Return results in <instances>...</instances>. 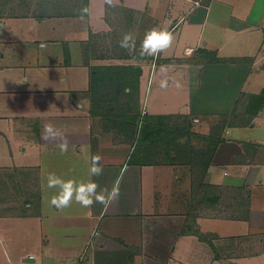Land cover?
I'll return each mask as SVG.
<instances>
[{"label":"crops","instance_id":"1","mask_svg":"<svg viewBox=\"0 0 264 264\" xmlns=\"http://www.w3.org/2000/svg\"><path fill=\"white\" fill-rule=\"evenodd\" d=\"M51 4L0 0V170L25 177L16 190L9 188L7 201L0 192V208L8 211L0 213V264L264 263V203L253 195L264 184V139L231 132L264 118L262 111L246 112L250 96L264 85L258 92L244 89L251 73L264 70V0H88L75 16ZM113 6L132 13L134 23L144 16L142 28L163 27L174 37L148 66L141 62L146 58L134 59L142 65L144 99L134 138L100 131L99 115L90 113L88 91L99 63L89 54L88 40L111 29ZM132 30L145 33L134 24ZM157 71L168 83L184 78L181 87L190 97L180 108L187 111H168L169 102L155 105L161 109L151 122L193 121V138L185 135L188 148H177L185 136L170 130L161 138L165 161L153 160L149 151L148 162H138V135L150 113L144 77L150 81ZM241 106L246 113L234 111ZM110 132L112 141L101 139ZM65 138L68 151L61 154ZM115 142L135 148L126 153ZM46 148H53L58 169L68 165L75 171L81 159L90 168L91 157L99 154L103 174L92 180L109 190L118 184L116 200L88 209L92 227L86 229L85 221L55 225L57 218L49 224L62 210L46 198ZM28 186L40 194L24 198L20 189ZM76 208L73 201L64 211L74 215ZM34 227L42 230L34 233ZM60 249L70 251L60 256L64 263L53 261Z\"/></svg>","mask_w":264,"mask_h":264},{"label":"rangeland","instance_id":"2","mask_svg":"<svg viewBox=\"0 0 264 264\" xmlns=\"http://www.w3.org/2000/svg\"><path fill=\"white\" fill-rule=\"evenodd\" d=\"M47 3L51 2L53 4H51L52 6L50 9L53 8V6H55V8H57L56 5H59L60 8H62L64 10V12L67 13H72L74 14V16L79 12L80 13V9L82 8V2L83 0H45ZM48 7V5H46ZM47 12V10H46ZM109 13L110 15H113L112 21H111V29L108 32L105 31H100L98 33H94L91 35L90 40H88L89 42V54L92 55V58H94L93 61L98 62L99 64H96V66L93 67H99V66H107V65H114L117 62L120 63H125V64H132L134 62V59L136 58V56H139V49H140V45L141 42L144 39V35L146 33L145 28H142V26H146L147 21H145V17H142V20L140 21V23L138 21H136V23H134L133 21V14L132 13H128L125 9H121L118 6H113L110 7L109 9ZM143 14V13H142ZM134 24V27L136 28H141L142 32H145L143 34H137V31H133L132 30V26ZM127 33H131L134 37V47H135V51H130L129 49H125V48H121L119 41H121V39L123 38V36ZM137 34V35H136ZM136 36H139L136 38ZM155 56H144V58H146L145 60H142L141 62H143L145 65H149L150 64V60L153 59ZM100 63H105V64H100ZM174 66V65H173ZM160 69H162L161 67H159ZM97 70H103L102 68H97ZM147 79V80H146ZM149 77L146 75L144 77V81H146L145 83V88H144V96H145V108L147 109V111H149L148 113L150 114H146V119L147 116L150 117L151 120L154 119L155 113L154 111L161 109L158 108L159 106L155 105H162L165 104L166 102H169V104H171L167 110H182V111H187V108L184 107L183 105V109L181 108L182 103L189 101V97H190V92L189 89L186 90V86H184L183 88L181 87L182 85L185 84V80L184 78L180 77L177 78L178 80H172L171 83H168V87L167 88H161L160 87V82L163 79L162 73H159L158 71L155 73L154 77L148 81ZM166 79V78H164ZM141 83V81H140ZM262 85H264V70L262 69H256L253 73H251V75H249V79L248 82L246 84V86L244 87V89L250 92H258ZM102 93V92H101ZM103 93H107V92H103ZM158 93V96H156ZM161 94V95H159ZM165 94V95H163ZM131 95V96H130ZM130 95H123V98L126 99V101H130L132 102V105L134 107H136L139 103V99H140V107L143 108L144 106V99L142 97V93L140 91H137L136 93L133 92ZM186 95V98H185ZM160 96L162 97V100L160 99ZM132 97V98H130ZM167 97V99H166ZM179 105V107H178ZM240 108V109H239ZM236 107V109L234 111H236V113H240L242 111L245 112V107L241 106V107ZM165 110V109H163ZM262 112H264V109L262 110ZM90 113L94 114V112L92 111V108H90ZM187 117V116H186ZM188 119V117H187ZM244 119V117H238V122L242 121ZM190 120V118H189ZM193 120V119H192ZM245 120V119H244ZM98 124H99V128L100 131L104 132L106 131V126H105V121L103 120L102 116H99L98 118ZM104 121V122H103ZM230 121V120H229ZM163 123V129L161 130V134L164 132V136L168 133V131H174L175 133H178V136H182V135H186L187 137H189L188 141H191L193 138V132L191 130L192 127V122L190 123H179V125L176 124H171L172 121L170 119H166V120H162L161 121ZM256 126H252V125H245L242 127H239V129L235 130V128L233 127L231 129V132L235 134V136H238L240 138H254V142H257L259 139H261L260 143L263 142L264 139V118L260 116L256 118ZM162 123L160 124V127L162 126ZM229 123V122H227ZM158 124V123H157ZM224 124V123H223ZM230 124H232L230 122ZM188 132V133H187ZM190 132V133H189ZM233 135V134H230ZM184 138L183 141H180V144L177 145V148H179V145H183L184 148H186L185 144L187 145L188 148V141L186 142V137ZM113 137V135H112ZM115 137V135H114ZM170 137V136H168ZM104 139L105 141H112L111 139V132L110 134H105L101 136V139ZM153 138V136H152ZM114 139V138H113ZM244 139V140H246ZM115 140V139H114ZM248 141V140H247ZM117 143V142H115ZM125 144H120L119 142L117 144H120V148L124 149L125 152L127 153L129 150H134V146L131 147V145L127 142H124ZM183 143V144H182ZM150 145V144H149ZM174 147H176V144L173 143ZM261 146H264L263 144H261ZM181 147V146H180ZM183 147H181V149H184ZM152 152H151V157L153 158V160H158L160 162H164L165 158H164V154H166V149L167 146L165 144V141L161 142L158 141L157 143H155L152 147ZM80 150V148H79ZM131 150V151H132ZM178 150V149H177ZM45 151H48V148H46ZM168 155V154H167ZM55 156V154L53 153V148H51V151L46 152L45 158H42L43 160V166L44 168L42 169V177L44 178L43 181L45 180L46 182V187H47V175L49 173H55L58 176H61L62 178H64L65 180L67 179H75L77 181L80 180H84L87 181L89 178H93L89 176V168H84L86 166V162L83 161L84 159H81L79 161L78 165L77 164V171H75V167L71 166L69 167L68 165L62 166L60 169H58V163L55 162L53 159ZM56 158L58 159H63L64 157L61 156H56ZM246 158V157H245ZM80 159V157H79ZM150 159V158H149ZM164 160V161H163ZM245 163V162H244ZM1 168V167H0ZM23 178H25L24 176H22V174L18 173V172H10L8 170H6L5 167H3V170H0V192L4 191V193L2 192L1 197L4 198V200L7 201L8 199V190L10 189H17V185L19 183H21L23 181ZM261 178L264 180V173L261 174ZM18 182V184H17ZM146 182V179H145ZM32 186V184H31ZM22 190V196L24 198L30 199V196H38L40 194L39 190L29 187L28 189H20ZM59 191L58 188H52L49 189L47 187L46 190V198L49 200V203L51 201V198L57 194V192ZM17 192V191H16ZM253 195L254 197H256V200L258 201V203H264V184L262 186H257V189H255L253 191ZM2 198V200H3ZM3 200V202H5ZM1 206V204H0ZM3 206V205H2ZM50 206V205H49ZM74 206L77 207L75 211L78 210V213H74V215H69L70 212H65L64 209L62 210V213H60L59 215H62L61 217H54L52 221H49V224L51 225V223H54V220L57 218V222H55V225H66V224H71L70 227H72V225H78V223H84V221L86 222L87 227L86 229H88V227H92L94 222L92 223V220L89 219L88 217V209L89 208H84L81 205L77 204L74 201ZM4 208V210H3ZM3 208H0V213H7L5 211V206H3ZM38 207L36 205H33L32 209L35 211L37 210ZM51 208V206H50ZM73 214V213H72ZM1 216V215H0ZM7 228V227H6ZM45 229L49 230V226L45 225ZM42 229L40 227H34L32 232L36 233L38 231H41ZM41 241V238H39ZM40 246H37L36 249L41 250L39 248ZM255 248V246L253 247ZM61 250V249H60ZM36 254L39 251H35ZM70 251L69 250H61L58 254V256L56 258H54L55 262H59V263H64L66 261L65 258H61V255H67ZM40 253V252H39ZM35 254V253H34ZM35 254V256H37ZM264 259V258H263ZM69 261V260H68ZM67 261V262H68ZM248 264H264V263H248Z\"/></svg>","mask_w":264,"mask_h":264},{"label":"trees","instance_id":"3","mask_svg":"<svg viewBox=\"0 0 264 264\" xmlns=\"http://www.w3.org/2000/svg\"><path fill=\"white\" fill-rule=\"evenodd\" d=\"M81 4L83 8L87 7L88 0H83ZM76 13H78L77 15L80 14L79 12ZM97 68L103 70H97ZM141 73L142 65L138 62L130 65L120 63L93 67L92 83L88 93L92 98V111L94 115L103 117L106 130H115L117 133L124 134L126 138H134L137 133L136 121L142 115V108L139 106L141 104L140 99L138 105L134 107L132 105L133 100L132 102L126 101L123 95L140 91ZM263 109L264 88L260 93L250 96L246 112L256 115ZM151 121L150 117L147 116V120L142 124L138 135L137 151L133 156L138 162H148L146 156L150 154L149 151H152L151 147L161 141V138H164V132L161 134L160 130L164 128L163 123L161 122L162 126L160 127L161 123H152Z\"/></svg>","mask_w":264,"mask_h":264},{"label":"clouds","instance_id":"4","mask_svg":"<svg viewBox=\"0 0 264 264\" xmlns=\"http://www.w3.org/2000/svg\"><path fill=\"white\" fill-rule=\"evenodd\" d=\"M109 3L112 0H108ZM173 34L163 27H153L146 31L144 39L141 42L139 55L144 56H157L161 52L171 47L173 43ZM120 47L135 51L134 37L131 33H127L119 41ZM161 88L168 87V81L162 79L160 82ZM45 131L49 134L53 133V127L51 125L45 126ZM61 154L68 151L67 139L59 145ZM101 156L99 154L91 157V166L89 168L90 177H98L103 174V167L100 164ZM47 187L49 189L58 188L59 191L51 198V205L57 209L63 210L71 206L73 201L81 205L84 208H90L94 203H100L108 206L112 201L116 200L119 196V187H113L109 190L107 187L100 188V185L89 178L87 181L75 179L65 180L61 176L55 173H49L46 177ZM100 188L98 192L97 189Z\"/></svg>","mask_w":264,"mask_h":264},{"label":"water","instance_id":"5","mask_svg":"<svg viewBox=\"0 0 264 264\" xmlns=\"http://www.w3.org/2000/svg\"><path fill=\"white\" fill-rule=\"evenodd\" d=\"M28 260H29V258H28Z\"/></svg>","mask_w":264,"mask_h":264}]
</instances>
